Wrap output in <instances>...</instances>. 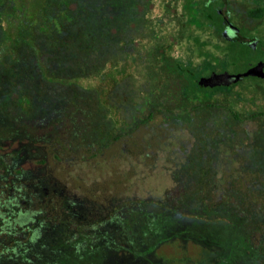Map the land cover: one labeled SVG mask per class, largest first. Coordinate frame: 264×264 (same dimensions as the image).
I'll list each match as a JSON object with an SVG mask.
<instances>
[{
    "label": "rangeland",
    "instance_id": "rangeland-1",
    "mask_svg": "<svg viewBox=\"0 0 264 264\" xmlns=\"http://www.w3.org/2000/svg\"><path fill=\"white\" fill-rule=\"evenodd\" d=\"M188 3L44 0L25 27L0 17V264H264V79L187 96L172 57L202 75L245 65L208 63L221 20L193 21ZM254 3L229 16L264 33Z\"/></svg>",
    "mask_w": 264,
    "mask_h": 264
},
{
    "label": "trees",
    "instance_id": "trees-1",
    "mask_svg": "<svg viewBox=\"0 0 264 264\" xmlns=\"http://www.w3.org/2000/svg\"><path fill=\"white\" fill-rule=\"evenodd\" d=\"M211 4V2H210ZM210 4L206 3V7L204 10H200L196 7V4L193 0H189L188 8H189V14L191 16V19L195 22H199V14L206 13L207 11L214 13L218 16L217 12L213 9V7L210 6ZM44 9V0H0V17L1 19L6 23L7 27L14 28V27H25L32 23V21L38 16ZM210 13V14H211ZM236 45L240 44H234L233 42H227V46L225 50L222 52V56H211L208 58V63L211 64L213 61H221V64L224 65L227 64L231 58H240V55L242 54V49L238 48ZM181 61L178 57H172L170 59L169 63L167 64V68L170 70H177L178 73H180L184 79V92L187 94V96L191 98H197L201 100H207L212 95V90L215 87H209V86H202L198 83V78L202 74H207L210 70H212V67H208L203 69L202 71L193 72L189 71L184 67V65H187L186 62L182 63V67L180 68L178 66V61ZM182 62V61H181ZM185 70V71H184ZM13 169V175L16 176L18 174H26L30 173L29 170L23 168V161H15L12 165ZM34 176L33 174L29 175ZM32 184V182H30ZM15 183H12L11 186H13ZM28 183H25L24 186H27ZM10 186V187H11ZM22 185L19 184L15 187V190L21 189ZM23 186V187H24ZM25 186V187H26ZM23 191V188H22Z\"/></svg>",
    "mask_w": 264,
    "mask_h": 264
},
{
    "label": "flooded vegetation",
    "instance_id": "flooded-vegetation-1",
    "mask_svg": "<svg viewBox=\"0 0 264 264\" xmlns=\"http://www.w3.org/2000/svg\"><path fill=\"white\" fill-rule=\"evenodd\" d=\"M211 2V4H210ZM254 5L252 7L247 8L245 11L252 19L261 18L264 15V0H254ZM210 4L211 7L217 12L221 25L223 27L222 34L224 35L227 42H233L234 44H240L241 46H245L247 50L252 51L253 49L261 46V50L254 54L249 53L246 54L247 50L242 49V54L240 58L245 60V65L243 69L238 72H229V71H211L208 75H200L198 78V83L200 77H208L212 74L219 76V82L215 84H207L202 86L209 87H219L221 85L227 84L229 82H235L243 78H259L264 79V76L258 74L247 73V70L251 67H257L264 71V33L260 32L258 27L248 26L246 23L243 25H238L232 21L229 16V9L231 8V0H206L204 4ZM197 5V3L195 2ZM197 7V6H196ZM198 8V7H197ZM214 88V89H215ZM15 187L11 186L10 191H14ZM20 190V188H19ZM21 192H19L20 194ZM12 192L9 193L8 200H11ZM17 195H14L16 199ZM10 198V199H9ZM34 218V217H33ZM33 223H38L36 222ZM43 222H40V227L43 225ZM35 233H41V229L36 228Z\"/></svg>",
    "mask_w": 264,
    "mask_h": 264
},
{
    "label": "water",
    "instance_id": "water-1",
    "mask_svg": "<svg viewBox=\"0 0 264 264\" xmlns=\"http://www.w3.org/2000/svg\"><path fill=\"white\" fill-rule=\"evenodd\" d=\"M247 73H252V74H258L261 76H264V71H262V69L257 68V67H251L247 70ZM219 82V76L212 74L208 77H200L199 79V84L200 85H207V84H215Z\"/></svg>",
    "mask_w": 264,
    "mask_h": 264
}]
</instances>
